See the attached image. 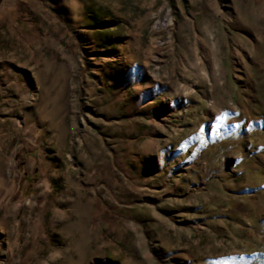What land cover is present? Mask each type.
<instances>
[{"label":"rangeland","instance_id":"374dc122","mask_svg":"<svg viewBox=\"0 0 264 264\" xmlns=\"http://www.w3.org/2000/svg\"><path fill=\"white\" fill-rule=\"evenodd\" d=\"M0 264H264V0H0Z\"/></svg>","mask_w":264,"mask_h":264},{"label":"snow or ice","instance_id":"6c2138e0","mask_svg":"<svg viewBox=\"0 0 264 264\" xmlns=\"http://www.w3.org/2000/svg\"><path fill=\"white\" fill-rule=\"evenodd\" d=\"M224 118V114H221V116L217 117V120H222Z\"/></svg>","mask_w":264,"mask_h":264}]
</instances>
